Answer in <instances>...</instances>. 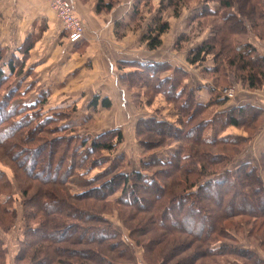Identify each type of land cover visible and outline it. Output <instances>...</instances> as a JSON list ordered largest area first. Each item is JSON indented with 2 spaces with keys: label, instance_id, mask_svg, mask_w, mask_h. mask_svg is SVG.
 <instances>
[{
  "label": "rangeland",
  "instance_id": "obj_1",
  "mask_svg": "<svg viewBox=\"0 0 264 264\" xmlns=\"http://www.w3.org/2000/svg\"><path fill=\"white\" fill-rule=\"evenodd\" d=\"M96 1L71 0V6L84 27V37L80 42L66 43L60 39L61 43L57 45H34L30 49V62L27 64L29 66L31 63L33 68L30 76L25 80L21 76H10L5 84L25 93L21 91L15 96V92L12 93L4 106V115L8 114L6 109L12 101L25 105L35 103V106L17 109L0 125L4 135L10 133V124L15 125L16 134H21L18 138H9L13 146L6 148L0 145V264L35 263L30 259L31 248L26 247L27 243L24 242L35 237L29 228L41 227L47 222L51 224L47 232L49 238L43 241H49V250L56 261L62 260V263H93L95 256L86 247L98 253L101 261L103 255L116 263L121 262L124 259L119 258L121 255H117L115 246L110 248L113 252H109L108 256L107 244L118 243L117 240L122 239L129 246L130 250L124 247L126 251L135 254L131 264H179L185 256L193 254L197 255L188 264H201L209 260L203 255L206 254L203 251L206 244L220 241L233 253L216 256L214 264H264V217L260 218L262 214L257 212L256 207L261 195L259 191L243 192V180L240 185L236 182L238 186L235 192L218 181L213 183L214 186L208 184L200 187L197 184L199 173H202L199 177H204L219 171L221 165L211 166L216 160L210 163L207 159V156L217 152L224 155L220 162L223 163L222 167L232 171L231 179L240 165L251 163L257 168L264 184V81L257 88H248L247 84L237 82L241 79L238 74L227 71L225 62L224 74L221 71H203L204 67L216 63L220 65L224 54L207 55L202 63L191 66L186 60L190 51L196 49L203 40L216 35L217 26H229L222 18L227 11H236L237 2L232 1L231 7L223 9L218 0H110V10L96 12ZM250 3L256 5V10L250 16L241 15L240 20L236 19L239 23L233 26L236 34L231 35V45L238 46L245 41L254 47L247 56L253 58L259 54L264 57V25L259 19V13L264 11V1L251 0ZM92 4L93 9L89 11L88 7ZM200 11H206L207 15L199 14ZM160 23H166L167 30L159 37L161 45L151 50L144 37L149 28ZM223 30L221 28V33ZM61 33L68 38L63 28ZM33 38L35 42L39 36ZM0 48L6 50L2 57L4 61L0 63V69L6 73L8 68L4 63L12 57V53H21L17 52L16 46L0 45ZM123 61H138L145 65L159 62L157 67L163 69L160 76L171 78L177 75L182 80L184 78L185 88L194 91L196 101L205 103L212 96L225 98L224 104L214 105L211 101L206 108L197 110L199 120L209 117L216 121L214 127L201 125L198 134L229 136L235 140V144H217L215 147L201 140L192 142L190 129L194 125L193 121L190 120L185 126L179 123L182 112L189 106L187 94L181 91L180 96L173 98L179 87L174 88L173 94L168 93L171 81L164 78L161 84L163 90L159 86V92L151 96V90H147L149 86L141 84L140 74H144L141 64L122 66ZM32 62H36L35 67ZM99 85H107L110 92L101 93ZM208 86L214 89L213 93L208 91ZM6 91L4 86L0 87V105ZM95 96L100 100L107 97L110 105L105 107L99 102L92 106ZM248 103L261 107L262 114L240 127L226 126L223 121L227 114L213 116L215 111L224 113L232 107ZM152 116H159L171 123L178 129V135L163 137L149 130L145 132L147 135H137V120ZM47 117L50 118L43 121ZM28 119L32 120L26 124ZM41 122L47 124H39ZM257 123L260 126H255ZM61 125L64 127L59 130ZM113 129H120L123 134L122 141L113 146L114 149L86 152V146L94 142V137ZM42 136L45 141L39 140ZM22 137L26 140H22ZM54 138L56 143L51 147L48 141ZM112 139L113 135L98 137L95 142L107 143ZM84 140H87V145L82 143ZM160 141L162 143L158 147ZM191 145L197 147L193 159L184 156L172 159L170 164H158L160 160H167L176 149L185 153ZM233 147L235 150L231 151ZM51 149L53 153L48 165L51 168L45 172L46 169L41 166L45 165L46 155ZM200 161H207L210 173L203 172ZM29 163H32V168L25 171V164ZM190 168L198 170V175L192 176L194 179L190 176ZM133 171H142L146 178L152 179L150 185L142 181L138 192L141 201L135 206L122 203V185L119 182L110 188L104 182L111 178H115V181L123 178L118 173L128 175ZM195 184L200 191L190 193ZM95 186L100 188L96 190ZM154 186L157 189L155 192ZM91 187H95L92 192L82 194ZM216 189L222 196V201L217 205L214 204L219 194L216 195ZM237 189L245 194H240ZM48 193L52 198L47 196ZM183 193L184 196H180ZM70 194L83 195L84 200L71 199ZM176 196L184 201L179 207L174 201ZM33 197L42 202L54 200L57 203L52 207L41 206L40 200L33 201ZM205 203L214 204L213 210L202 209L201 205ZM168 204L172 207L168 211L166 209L167 216L188 212L187 218H179L183 230L181 234H171L154 224L155 217ZM211 220H214V226L222 223L225 234L213 232L210 240L204 238L203 245L199 246L194 236L203 232L205 237L210 230ZM67 225H71L75 231L68 232L72 229H68ZM96 226L115 230L117 240L106 241L104 247L102 242L85 241L91 228ZM81 227L87 230L83 235ZM145 232L148 233L143 235ZM177 236L183 238L172 239L170 244L165 241V244H155L157 239ZM163 244L171 246L163 248ZM174 244H177L176 247H173ZM123 246L119 245V248ZM57 247H62V250H57ZM63 249H67L69 254ZM24 250H28L27 255L19 260ZM76 250L88 251V256L82 259L74 254ZM147 252L150 253L149 258ZM18 254L20 256L16 258Z\"/></svg>",
  "mask_w": 264,
  "mask_h": 264
},
{
  "label": "trees",
  "instance_id": "obj_2",
  "mask_svg": "<svg viewBox=\"0 0 264 264\" xmlns=\"http://www.w3.org/2000/svg\"><path fill=\"white\" fill-rule=\"evenodd\" d=\"M232 1H236L237 2V9L236 11H232V12H226V14L223 15V20L227 21L226 25H229L231 28H233V26H235V24H238L239 21H237L236 19L240 20L241 19V15L244 16H250V14H252V12L254 10H256V5L253 3L251 4L250 1L251 0H218V3L220 4V8L223 9H228L229 7L232 6ZM264 1V0H263ZM111 1L110 0H97L95 3V11L99 12L101 10H110L111 8ZM208 10V12H214L211 9H206ZM203 12V13H202ZM199 14L202 15H207V12L205 11H200ZM204 15V16H205ZM259 19L262 20V24L264 25V11L261 13H259ZM229 26H225L223 25V27L221 26H217L216 27V35H210L211 37L207 38L206 40H203L199 46L190 51L189 55L186 57L187 63L191 65H196L199 64L200 62L202 63L203 60L205 59V56L213 54L215 56H220L222 54H224L223 60L221 61V64L219 65H213L211 67H204L203 71H208L211 73H217V71H221L224 74V68H223V64L225 62V64L227 65V71L229 73H232L233 75H237L238 77L241 78L239 79L237 82L243 83V85L248 86V88H257L259 86V84H261V81H264V71H263V64H264V57H262L261 55L257 54V56L251 58L250 56H247L248 53H250L251 49H254V47L252 46V44L250 43H246L245 41L241 44V45H231L233 40L231 35L232 34H236L235 29H231ZM221 28H223L224 32L221 33ZM167 30V24L166 23H160V24H156L154 27L149 28L147 33L145 34V39H146V44L148 46L149 49L153 50L155 48H157L158 46L161 45V40H160V36L161 34H163L165 31ZM226 34V35H225ZM225 35V36H224ZM27 46L24 48V46ZM34 46V38L32 37V35H28L25 40L23 45H20L16 48L17 52L20 51V55L12 53V57L8 59V61H6L4 63V65H7L8 68V72L5 73V71L0 69V87L4 86V89L6 88V93L3 94V98L4 101L2 102V104L0 105V125L4 124L6 122V118L10 115L13 114L14 111L21 110L22 108H30L35 106L34 104H29V105H25V104H21L18 101H12L11 104H9V106L7 107V115L3 114L4 106L6 107V103L8 100H10V96L12 95L13 92H15V95H18L21 93V91L23 93H25V91L21 90L19 91L17 89V87L12 86L11 85H5L8 82V77L10 76H21L22 78H24V80L26 78H28L30 76V70L33 69L31 63L29 64V66L27 65L28 59H29V53H30V49ZM24 48V49H23ZM4 53H6V50L4 48H0V63H2L4 61V59L2 57H4ZM123 65L122 66H128L131 65L132 67L135 65H139L141 64V67H143V73L144 74H140L142 78L141 79V84L144 86H149V89L147 90H151V96H154V92L158 93L159 92V86H161L160 89L163 90L162 82L167 78L165 77H161L160 74L163 71V69L157 67L158 63L157 61L155 62H151L145 65V63H140L138 61H123L121 62ZM219 63V62H218ZM33 66L35 67L34 62H32ZM135 64V65H133ZM124 68V67H122ZM126 76V75H124ZM261 77V78H260ZM124 78V77H123ZM165 78V79H164ZM170 79L171 83H169L168 88H167V92L173 94L174 93V88L179 87V90L176 91V95L173 96V98H177L178 96H180L179 92L182 91V93L187 94L186 95V101H187V105L189 103V106L187 107L188 109L181 115H183V117L181 116L179 123L181 125H186V123H188L190 120L193 121L192 124H194L190 131H192V135H191V141H196L198 143V141H205L206 144L210 145V146H215L217 147L218 145H224L225 143H230V144H235L233 142H235V140L233 138H229V136H219L218 134L215 135H209V136H204V135H199L198 134V130L200 128L201 125H208L207 127H214V122H216L214 119L212 118H207V119H203V120H199L198 119V113L197 110L199 109H204L206 108L208 105H210V102L213 101L214 105H221L224 104L226 99L223 97H213L206 101L205 103L199 102L195 100V95H194V91H191L192 89H186L185 88V83H184V78L183 80L181 79V76L178 78L177 75H175V77H171V78H167ZM166 79V80H167ZM177 79V80H175ZM242 81V82H241ZM177 84H176V83ZM132 85V83H131ZM152 87H154L152 89ZM209 87V86H208ZM207 87V88H208ZM187 91V93H185ZM208 91L210 93L214 92V89L212 87L208 88ZM179 94V95H178ZM218 96V95H217ZM170 98V97H169ZM15 100H19V99H15ZM98 99V97H94L91 105L95 106L97 105L99 102L101 105L108 107L110 105V100L107 97H102L101 100ZM185 101V100H184ZM21 102V101H20ZM190 109V110H189ZM189 110V111H188ZM195 113V114H193ZM220 114H227L226 117H224V121L223 123L227 126V125H232L235 127H240L242 126L246 121L248 120H252L253 118H257L258 116H260V114H262V108L256 105H253L252 103H248V104H242V105H237L235 107L230 108L228 111H225L224 113L219 112V111H215V113L213 114V116H217ZM50 117L45 118L49 119ZM32 119H28L25 123L28 124ZM197 120L199 121L197 123ZM13 122H17L15 120H12ZM11 121V122H12ZM42 121V120H41ZM256 121V119H255ZM47 124L46 122H41L39 124ZM248 123V122H246ZM25 124V125H26ZM148 127L146 128L145 127ZM260 126L259 123H257L255 126ZM14 124H10L9 128H11L10 133L4 135L3 131H0V145L3 147H8L10 145L13 146V141L9 142V138L10 137H14V138H18L20 137L21 134H16L15 132V128H14ZM136 132L137 135H141V134H145L146 130L152 131V133H155L156 135L159 134V136H163V137H169V136H177L178 135V129L176 127H174L171 123H169L168 121L164 120L161 117H147V118H139L137 120V124H136ZM64 126H59V130H61ZM257 131V129L255 130V132ZM15 132V133H14ZM254 132V133H255ZM14 133V134H13ZM113 135V139L112 141H106L107 143H96L95 140L104 137V136H111ZM147 135V134H145ZM251 136V135H250ZM96 138L94 140V142L90 143L89 145H87V140L82 141L83 144L87 145L86 146V152L89 153H96L101 151L102 149H105L107 151H110L112 149H114V147L116 146V144L120 143V141H122L123 138V134L122 131L120 129H113L112 131H105L104 133L94 137ZM200 138V139H199ZM22 140H26L23 139V137L21 138ZM228 139V140H227ZM230 139V140H229ZM39 140L43 141L44 137H39ZM5 141V142H4ZM45 141V140H44ZM56 139H50V141H48V144L53 147L54 143ZM163 141V140H162ZM162 141H160L158 143V147L159 145L162 143ZM232 142V143H231ZM41 143V142H40ZM8 144V145H7ZM205 144V143H204ZM114 146V147H113ZM189 149H187L184 152H179L177 149L175 152L171 153L170 156L168 157L167 160L162 161L160 159L158 164H170V162L172 161V159H176L177 157H184L187 156L189 159L190 158H194L193 156L196 154V150L197 147L191 145L188 146ZM235 148L233 147L231 151H234ZM8 152V151H7ZM52 153H53V149H51L47 155H46V159H45V165L41 166L42 168H45L47 172V169L51 168L48 167V165L50 164L51 161V157H52ZM16 155V154H14ZM13 156V155H12ZM209 157V158H208ZM262 157H264V152H262ZM14 158V157H13ZM224 158V155L219 154V152H217L216 154L212 153V155L207 156V159L209 160V162L211 163V160H216L215 163H211L210 165L212 166L213 164H217V166L221 165V167L223 166V163L220 162L222 159ZM191 159V160H192ZM177 161V160H175ZM155 162V161H154ZM201 162V166H202V170L203 172H207L210 173V167L207 165V161ZM149 163H145V165H147ZM25 171H28L30 168H32V163L29 164H25ZM219 169V171L217 173H215V175H204V177H199L201 176L202 173H199L198 175V170L196 168H190L192 173H190V176H197V181L199 183H197L200 187H206L208 184L209 186H214L213 183H217L216 181L222 183V185L224 186H228L229 188H231V190H233L234 192L236 191V186L240 185V183L244 182V186L245 189L243 192H252L255 191L257 192V190L259 191V193L261 194L260 197L258 198L256 196V199L258 198L259 201H256V203H258L256 205V207L258 208L257 212H259L260 214H262V216H260V218L264 217V184L263 181L261 180L259 174L257 173V168L251 164V163H243L242 165H240V167H238V169H236V174L233 176V178L231 179V173L232 171H230L229 168L227 167H222ZM41 168V169H42ZM171 170V169H169ZM51 172V171H50ZM221 173V174H220ZM220 174V175H219ZM122 175L123 178H117V180L115 181V178H111L108 181H104L106 182L108 188H110L111 186H113L115 184V182H119L122 185V192L120 193V196H122V198L120 197L121 201L123 204H133V206L137 205L141 199L138 197V192H139V188L143 182L148 183L149 185L152 183V179L150 178H146L144 176V173L142 171H133L131 174H124V173H118V176ZM131 175V176H130ZM222 175V177H221ZM172 177L174 175H171ZM215 176H219V177H215ZM4 177V175H3ZM121 177V176H120ZM214 177V178H213ZM193 178V177H192ZM194 179V178H193ZM236 182H238V185H235ZM102 184V183H101ZM98 185V186H101ZM197 184L194 185L193 189L191 190L190 193H196L197 191L199 192L200 190L197 188ZM206 184V185H205ZM213 184V185H212ZM255 184L257 186H255ZM259 184V185H258ZM197 185V186H196ZM124 186V189H123ZM193 186V185H192ZM196 186V187H195ZM259 186V187H258ZM96 187V186H95ZM95 187H91L90 189H86V191H84L82 194L88 193V192H92L93 189H95ZM100 187H96V190L99 189ZM252 189V190H251ZM155 192L156 187L154 186L153 189ZM219 189L215 190L216 195L219 193L218 191ZM251 190V191H250ZM240 194L244 195L245 193H242V191H238ZM185 193V192H184ZM184 193L180 196H184ZM55 194V192H54ZM132 195V198H131ZM254 195V194H253ZM48 197L52 198L51 194H47ZM71 199H76V200H84L83 195L77 194V195H69ZM180 196H176L174 198V201L176 202L177 206H181L183 204L184 201L178 199ZM255 197V195H254ZM137 198V199H136ZM131 199V200H130ZM136 199V200H135ZM40 199H37V197H33V201H39ZM46 201V202H45ZM44 202H42L40 200L39 203H41V206H46V207H52L54 206L57 202L56 201H47L45 200ZM66 201V200H65ZM172 201V203L174 202ZM222 201V196L220 195V193L218 194V196H216V201H214V204H219ZM255 202V201H254ZM263 203V205H262ZM210 205L209 203H205L201 206L202 209H205L207 211L213 210V206L215 205ZM191 206V205H190ZM172 207V205L168 204L165 206V209L163 211H161L154 220V224L156 226H160L159 228H164L166 231L172 233H182L183 230H181V226L179 225V218L181 219H185L188 217L187 213H182L181 215L177 216V215H173L170 214L169 216H167V211L170 210ZM191 208L193 209V206H191ZM191 209V210H192ZM241 209V208H240ZM260 210V211H259ZM227 211V210H226ZM264 219V218H262ZM198 223V222H197ZM199 224V223H198ZM252 224H254V222H252ZM51 224L47 222L43 223V225L41 227H31L29 228L31 231L34 232L33 236L35 237H30V240L27 241V239L25 240L24 243H27L26 247L31 248L32 251V256H30L31 261L34 260L35 263H31V264H75L74 262H70V263H62V260H60L59 262L56 261L55 256L53 254L52 251H50L48 248L49 246V241L47 243H45L43 240L44 239H48V235L47 232L48 227ZM63 226L64 225L63 223ZM223 224L219 223L216 226H214V220L210 221V230L208 231V233L205 235H202L203 232H199L197 233V235L194 236V239L196 242H199V246L203 245L204 242H202V240L206 237H210L211 233L215 232V233H219L220 235L225 234V230L223 229ZM68 229H72L71 225H67ZM74 228V227H73ZM92 230L89 232V235L84 239L87 242L90 241H96L101 243L102 242V246L104 247V243L106 241L109 240H114L116 239V237L114 236L115 230H110L107 229L104 226H96L91 228ZM187 229V228H184ZM215 230V231H214ZM75 231V228L72 229L71 231L68 232H73ZM189 231V230H188ZM81 232L82 235L85 234L87 232V230L84 227H81ZM163 232V231H161ZM49 233V232H48ZM148 232L143 233L146 234ZM180 233V234H181ZM79 236L81 237V235L79 234ZM177 238H183V236H177L175 238H160L156 240L155 244H162L164 243H169L170 244V240L172 239H177ZM117 240V239H116ZM167 240V241H166ZM210 240V238H209ZM117 242L119 243H110L107 244L109 248H107V254L108 256H110L109 252H113L112 249L114 246L117 247V255H121L119 258L120 259H124L121 262H114L112 260H110L109 258H106L105 256L101 255V258L103 259L101 261L98 253L92 251L91 248H87L86 250L89 251V253L93 254L95 256L94 262L90 263H84L83 261L81 262V264H131L135 259V254L129 251H126V249L124 248L125 246L127 247L128 250H130L127 246V243L123 242L122 239H118ZM207 243V241H205ZM79 243V242H78ZM126 245H125V244ZM150 241L148 240L147 245H149ZM164 243V244H165ZM183 243V242H182ZM46 244V245H45ZM124 245L123 247H121V249L119 248V245ZM159 244V245H160ZM163 244V246H164ZM166 244L163 248H169L171 245ZM177 244H174L173 247H176ZM162 248V251H163ZM57 250H62V247H57ZM101 251L103 249H100ZM152 250L153 247H152ZM28 252V250H26ZM24 250V254H22L21 256L18 254L16 256V258H18L19 256V260L23 257H26L27 252ZM66 251L67 249H63V252ZM88 251H73L75 252L74 254H78L79 256H81L82 259L86 258V256H88V254H86V252ZM203 251L206 254L207 258H209L208 261L206 262H202L201 264H214L215 263V257L216 256H220L223 253H230L232 252L230 250V248H227L225 243L220 241L218 243H207L205 248L203 249ZM203 252V253H204ZM69 254V252H67ZM197 253V252H196ZM233 253V252H232ZM241 253L243 256H247L246 254ZM43 255V256H42ZM150 253L147 252V256L149 258ZM197 255V254H196ZM195 254H193L192 256H185L184 259H181V261H179V264L182 263H189L192 262L196 256ZM41 256V257H39ZM152 256V254H151ZM37 260V261H36ZM206 260V259H205Z\"/></svg>",
  "mask_w": 264,
  "mask_h": 264
},
{
  "label": "crops",
  "instance_id": "obj_3",
  "mask_svg": "<svg viewBox=\"0 0 264 264\" xmlns=\"http://www.w3.org/2000/svg\"><path fill=\"white\" fill-rule=\"evenodd\" d=\"M92 9L93 4L88 7L89 11ZM61 26L49 0H0V45L2 46L23 45L25 38L30 34L32 37L38 35L37 41H41H35L34 45H57L62 39L69 43L68 38L61 33ZM34 64L36 65V62ZM99 87L101 93L110 92L107 85H99Z\"/></svg>",
  "mask_w": 264,
  "mask_h": 264
},
{
  "label": "built area",
  "instance_id": "obj_4",
  "mask_svg": "<svg viewBox=\"0 0 264 264\" xmlns=\"http://www.w3.org/2000/svg\"><path fill=\"white\" fill-rule=\"evenodd\" d=\"M49 3L67 34L68 41L80 42L84 37V27L71 6V0H49Z\"/></svg>",
  "mask_w": 264,
  "mask_h": 264
}]
</instances>
